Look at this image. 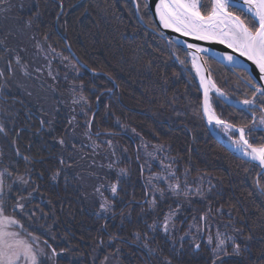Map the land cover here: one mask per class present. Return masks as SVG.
Listing matches in <instances>:
<instances>
[{"label": "trees", "instance_id": "trees-1", "mask_svg": "<svg viewBox=\"0 0 264 264\" xmlns=\"http://www.w3.org/2000/svg\"><path fill=\"white\" fill-rule=\"evenodd\" d=\"M211 7V0H200L202 15ZM228 10L249 26L256 23L242 8ZM18 15L74 63L72 68L57 60L53 64L81 85L90 105L87 130L99 137L112 134L129 158L126 175L119 177L110 197V210L97 213L83 198L59 143L68 126L65 112L57 110L48 123L34 105L7 90L4 74L12 56L0 33V126L5 129L0 132V166L5 169L1 205L43 240L49 257L39 264H97L106 255L119 264L212 263L203 237L197 248L188 239L175 243L162 231L160 221L174 201L168 194L155 195L149 204L141 138L163 146L179 173L211 181L204 196L192 199L191 210L201 236L209 222L231 232L239 254L228 247L221 264H264V177L256 164L232 154L209 133L190 57L162 35L145 1L32 0ZM64 38L80 62L96 73L75 62ZM204 59L224 94L232 100L252 99L264 109V95L256 93L246 71ZM210 99L220 118L244 129L250 144H264V130L253 127L248 110L213 92ZM250 111L260 113L256 107Z\"/></svg>", "mask_w": 264, "mask_h": 264}, {"label": "rangeland", "instance_id": "rangeland-1", "mask_svg": "<svg viewBox=\"0 0 264 264\" xmlns=\"http://www.w3.org/2000/svg\"><path fill=\"white\" fill-rule=\"evenodd\" d=\"M199 2L200 0H197L198 5ZM31 3L32 0H0L1 42L12 56L8 74H4L7 90L19 93L27 102L34 105L44 118H47L48 123L55 117L57 110L65 112L68 126L65 136L59 140L64 148V156L78 180L86 203L97 213L106 214L111 208L110 197L115 195L112 192V185L118 187L119 177L126 175L127 172L126 160L129 158L126 149L110 133L99 137L91 135L87 130L89 119L87 110L90 109V105L81 91V85L69 79L53 64L57 60L62 64L67 63L72 68L74 63L49 46L43 37L40 38L32 32L27 17L18 15L19 11L25 13ZM192 66L191 64L193 71ZM248 105L260 109L257 115L249 112L253 127L264 128L263 108L256 103ZM219 130L225 133L222 127ZM233 133L236 134L235 131L230 130L227 138L236 142L239 136L237 134L233 136ZM140 153L144 158L142 168L145 170L149 204H153L155 195L162 197L168 194L174 201L168 206L160 221L162 231L175 243L188 239L195 247L198 246L197 248L201 244L199 239L203 237L202 243L211 249V264H221L222 259L228 254V247L236 248L231 232L219 222L217 224L209 222L203 232L204 235L201 236L198 219L191 210L194 209L192 199L204 196L212 186L211 181L201 175L192 178L188 177L186 172L179 173L173 159L161 145L148 143L141 138ZM121 169L124 170L123 173ZM4 172L5 169L0 166V182H2L0 183V221H3V230L16 233L17 239L30 244L39 264L42 257H49L43 240L40 236L28 232L16 218L5 214L2 210ZM173 186H176L175 189ZM102 204L105 205L104 209L101 208ZM6 218H11L17 223L9 224ZM165 223H167V231H165ZM98 261L97 264H119L117 259L110 255ZM19 264H31V261L22 256Z\"/></svg>", "mask_w": 264, "mask_h": 264}, {"label": "snow or ice", "instance_id": "snow-or-ice-1", "mask_svg": "<svg viewBox=\"0 0 264 264\" xmlns=\"http://www.w3.org/2000/svg\"><path fill=\"white\" fill-rule=\"evenodd\" d=\"M244 2L249 6L248 11L253 14L256 21V23L250 22L251 26L228 11L229 8L234 7L232 0H212V10L207 16L201 15L197 0H159L156 12L165 28H171L185 36H193L197 40L219 39L220 43H226L241 56H247L256 64L261 73V79L264 80V0H244ZM253 9H255L254 12ZM187 47L200 50L194 44H188ZM224 58L228 61L233 60L231 55ZM256 91L264 95V89L258 88ZM207 95V87H205L206 115L208 114ZM244 103L250 102L244 101ZM211 119L212 117L209 116L210 121ZM217 123L221 121L217 120ZM4 131V127L0 126V132ZM240 131L243 133V129ZM241 140L247 145L243 135ZM60 142L63 143V141ZM247 154L252 155L254 159L259 158L260 162L264 163V148H252L251 153ZM121 172L123 173L124 170L121 169ZM173 187L175 189L176 186ZM260 190L264 192V185L260 186ZM112 192L113 194L117 192V185H112ZM101 208L104 209L105 205L102 204ZM6 219L9 224L17 223L11 218ZM2 225L3 221H0V264H19L22 256L30 260L31 264H37V257L33 254L32 246L26 241L17 239L16 233L5 232ZM165 231H167V223H165ZM217 248L219 249L220 246L218 245ZM234 252L239 254L238 246L234 248ZM55 254L53 252V255ZM168 264L171 262L169 261Z\"/></svg>", "mask_w": 264, "mask_h": 264}, {"label": "water", "instance_id": "water-1", "mask_svg": "<svg viewBox=\"0 0 264 264\" xmlns=\"http://www.w3.org/2000/svg\"><path fill=\"white\" fill-rule=\"evenodd\" d=\"M147 8L152 15L157 27L161 31L162 35L166 37L168 40L172 41L174 44L177 46L181 47L185 51H187L191 62H192V57H195V60L206 80L211 81L212 87L210 89V93H214L219 99H221L223 102L229 103L231 105L239 106L236 101L230 99L224 92L218 88L214 80L212 79L209 69L206 65L204 56L212 57L220 62H223L225 64L231 65L236 68L243 69L246 71L253 79L254 81L261 87V89H264V80L261 79V73L256 66V64L249 60L247 56H241L239 52L233 50L232 48H229L226 43L222 44L219 42V39H210V40H197L193 36H185L182 33L176 32L171 28H165L161 22L160 19L157 15L156 12V6L159 3V0H144ZM212 1V0H211ZM232 3L234 6H237L239 8L244 9L245 11L248 12V5L245 4L244 0H232ZM230 12V11H229ZM209 15V14H208ZM233 16H236L232 13ZM204 16V15H203ZM207 16V15H206ZM64 43L66 48L68 49L70 55L73 57V59L80 64L81 67L86 68L90 72H94L93 70H90L86 64L80 62L79 58L77 55L74 53L72 48L70 47L68 41L64 38ZM188 44H194L197 45L198 48L200 49L199 51L197 48H188ZM227 55H231L233 57L232 61H228L224 57ZM200 90H201V112L202 116L204 119V122L209 130V133L223 146L225 147L228 151H230L232 154L241 157L243 159L249 160L256 164L259 167V174H262L264 177V163L260 162L259 158H252L246 154H243L239 151H237L234 147H232L229 142L227 141L226 138L218 134L217 132L214 131V129L211 127V125L208 122L207 115L205 114V87H201L199 84ZM208 92V91H207ZM209 93V97H210ZM232 127L237 128L236 126L230 124ZM244 138V137H243ZM243 140H246L245 138ZM247 141V140H246ZM247 146L249 148L255 147L251 145L247 141ZM260 148H264V144L260 146Z\"/></svg>", "mask_w": 264, "mask_h": 264}, {"label": "bare ground", "instance_id": "bare-ground-1", "mask_svg": "<svg viewBox=\"0 0 264 264\" xmlns=\"http://www.w3.org/2000/svg\"><path fill=\"white\" fill-rule=\"evenodd\" d=\"M211 10H212V7H211ZM210 10V12H211ZM229 11V10H228ZM255 11V9H253V12ZM209 12V13H210ZM249 12V11H248ZM232 13V12H231ZM251 13V12H249ZM252 14V13H251ZM253 15V14H252ZM242 20V19H241ZM192 67H193V73L195 74L196 78H197V81L198 83L200 84L201 87H207V91H208V95H207V108H208V114H207V118H208V122L209 124L211 125V127L214 129L215 132H217L218 134H220L221 136H223L224 138L227 139V141L229 142V144L234 147L237 151L243 153V154H246L250 157L253 158L252 155L250 154H247V153H251V149L252 148H257L259 149L260 147H252V148H249L247 145L244 144V142L241 140V135H243V133H241V129L240 127H237V128H234L232 127L227 121L223 120L222 118H220L216 112L214 111L212 105H211V102H210V97H209V93H210V89L212 87V83L211 81H207L205 80L196 60L194 59V57H192ZM209 116L212 117L211 121L209 120ZM217 120L221 121V123H217ZM222 127L223 130H224V134L219 130V128ZM230 130H233V131H236L239 135V139L238 141L236 142H232L230 141L227 137H228V132ZM244 139V138H243Z\"/></svg>", "mask_w": 264, "mask_h": 264}]
</instances>
